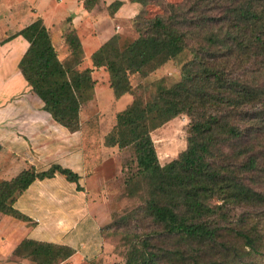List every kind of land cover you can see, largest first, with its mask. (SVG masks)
I'll use <instances>...</instances> for the list:
<instances>
[{"label": "trees", "instance_id": "trees-1", "mask_svg": "<svg viewBox=\"0 0 264 264\" xmlns=\"http://www.w3.org/2000/svg\"><path fill=\"white\" fill-rule=\"evenodd\" d=\"M97 1L82 0L81 6L90 11ZM128 2L138 5L137 36L120 44L113 34L91 53L90 67H80L82 46L70 17L62 59L39 18L1 43L25 39L17 68L42 109L71 133L80 130V108L93 96L92 68L106 73L115 101L132 97L115 114L103 141L104 147L131 152L135 170L125 188L133 196L135 184L142 202L124 219L148 227L139 234L125 232L123 264H235L259 253L264 245V213L257 214L264 211V0ZM122 4L112 1L108 14ZM149 5L158 12L148 16ZM169 61H181L177 81L157 83L146 99L135 93L139 85L132 86L131 75L145 78ZM182 114L188 117L185 148L161 165L150 133ZM56 174L83 191L80 176L67 167L28 165L0 180V214L34 227L14 203L34 181ZM74 253L68 245L30 238L12 250L32 264H60Z\"/></svg>", "mask_w": 264, "mask_h": 264}, {"label": "crops", "instance_id": "crops-1", "mask_svg": "<svg viewBox=\"0 0 264 264\" xmlns=\"http://www.w3.org/2000/svg\"><path fill=\"white\" fill-rule=\"evenodd\" d=\"M112 1L114 0H101V3L106 8ZM121 1V7L109 15L107 9L100 12L97 5L86 11L81 6L82 0H30L31 7L26 10L30 14L19 19L14 15V6L0 0V75L6 78L0 81V159H7L16 164L17 169L12 167L14 175L28 165L43 170L52 163H57L76 172L80 176L79 185L82 187L85 171L94 161L93 155L96 154L94 151L88 152V148L82 146L83 135L80 130L71 133L57 124L42 109V102L29 90L17 68V63L28 45L25 39L16 36L2 43L1 41L39 18L50 33L58 58L62 59L68 53L63 39L67 27L66 18H71L69 25L78 36L83 50L82 39L89 35L84 31L95 24L97 16L102 17L104 14L109 21L114 20L116 23L113 25L119 29L118 21L130 20L137 13V4L128 0ZM60 6L66 15L60 20L61 25L56 27L55 16ZM8 28L11 29L9 33ZM102 30V34L105 33L103 41L97 43L89 54L83 50L81 61L84 66L81 68L90 67L91 53L110 36L118 33V30L114 31L111 26ZM54 32L58 35L57 45L52 39ZM58 45L63 47L62 55L56 49ZM97 71L102 72L103 81L107 85V75L105 76L106 73L102 69L92 68V78L94 79ZM96 84L95 82V87ZM17 94L19 97L13 99ZM121 101L125 107L131 98L124 95L115 103ZM109 149L103 146L99 153L103 155ZM12 154L18 155L21 160L16 157L12 160ZM11 177L0 180H8ZM14 207L36 222L34 227H27L26 223L22 222V227L27 232L23 238L65 244L75 250L73 255L60 264H101V261L105 263V259H108L107 245L101 236L100 218L93 213L92 204L87 202L84 192L77 191L75 184L66 181L63 176L56 174L53 178L34 181L16 199ZM18 242L11 244L7 253L0 257V262L32 264L27 259L13 256L12 250Z\"/></svg>", "mask_w": 264, "mask_h": 264}, {"label": "rangeland", "instance_id": "rangeland-1", "mask_svg": "<svg viewBox=\"0 0 264 264\" xmlns=\"http://www.w3.org/2000/svg\"><path fill=\"white\" fill-rule=\"evenodd\" d=\"M29 1L5 0V4L14 6V15L21 19L30 14L29 11H26L31 7ZM166 1L178 3L181 0ZM97 8L100 12L106 9L101 0L97 1ZM62 10V6L57 10L55 16L56 27L61 25L60 20L66 15ZM145 10H147L148 16H152L158 12V7L149 5ZM134 19L133 17L130 20L118 21V29L113 25L116 23L114 20L109 21L104 14H102V17L97 16L94 20L96 25L93 24L84 31L85 33H89V35L82 39L84 53L89 54L97 43L103 41L105 33L102 34V29L109 26L113 27L114 31L118 30L117 34L120 44L134 39L137 36L134 30ZM7 32H11V29L8 28ZM52 39L57 45L58 35L56 32L52 34ZM56 49L61 53L63 47L58 45ZM181 61H169L145 78H140L136 74L131 75L129 79L132 86L136 87L139 85L142 87H136L135 93L142 95L143 99H146L148 94L155 90L157 83H161L164 86L173 84L179 79ZM83 66V62L81 61L80 67ZM5 79L4 76L0 75V81ZM94 79L97 84L96 87L94 86L93 96L89 101L82 104L79 120L81 123L80 131L83 135V139L81 140L82 146L88 148L86 149L88 152L94 151L96 155H93L94 161L87 167L81 184L87 202L89 201L92 204L93 213L100 218L101 236L107 245L108 259H105V263H102V261L100 263L123 264L127 249V240L123 237L125 232L134 229V232L139 234L145 231V228L148 229V227L147 223L139 219L130 222V224H127V221L124 219L129 214L128 212L140 206L142 202L140 197L142 191L135 184L133 185V196H129L125 188L126 177L135 170L131 161V152L127 149L121 150L117 147H112L108 152L103 153V155L99 153L101 152L100 148L104 146V136L112 130L115 123V114L120 111L119 109L124 107V102L115 103L111 89L103 81L101 71H97L94 74ZM18 97L17 94L13 99L16 100ZM129 97L132 99L131 96ZM17 117L22 120L21 117ZM187 126L188 117L182 114L151 131L150 135L161 165L175 158L185 148ZM15 157L17 160H21L18 155L15 156L13 154L11 159L13 160ZM12 167L16 168L17 166L14 163H10L7 159H0V179H7L14 175L15 172H13ZM261 212L264 213L261 210L257 214ZM122 217L123 219H121ZM22 224L21 221L0 214V257H3L7 253L11 244H15L26 236L27 232L23 229ZM261 225L264 228V220H262ZM26 226L30 227L27 224ZM229 243L240 246L238 241H230ZM167 247L170 248V246ZM3 263L0 262V264ZM235 264H264V245L259 253L246 256L242 261H237Z\"/></svg>", "mask_w": 264, "mask_h": 264}]
</instances>
